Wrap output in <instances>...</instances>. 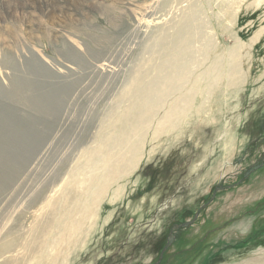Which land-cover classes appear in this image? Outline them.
<instances>
[{
	"label": "rangeland",
	"instance_id": "obj_1",
	"mask_svg": "<svg viewBox=\"0 0 264 264\" xmlns=\"http://www.w3.org/2000/svg\"><path fill=\"white\" fill-rule=\"evenodd\" d=\"M203 1L200 20L222 53L237 33L250 42L261 31L242 59L241 86L222 80L203 126L154 160L147 152L64 263L264 264V1ZM168 2L54 0L60 12L48 14L37 0H0V237L35 220L99 144L127 90L152 78L143 76L165 58L163 37L187 4Z\"/></svg>",
	"mask_w": 264,
	"mask_h": 264
},
{
	"label": "bare ground",
	"instance_id": "obj_2",
	"mask_svg": "<svg viewBox=\"0 0 264 264\" xmlns=\"http://www.w3.org/2000/svg\"><path fill=\"white\" fill-rule=\"evenodd\" d=\"M23 1L25 3L27 0ZM37 1L47 6L48 14L60 12L59 7L52 8L54 0ZM171 1L168 4L173 7L180 5V10L183 3L187 4L182 9V16L172 20L170 32L163 37L165 43L160 54L165 58L156 64L153 71L148 70L143 79L151 73L154 75L142 82L138 90H127L126 104L114 115V122L106 128L108 131H103L105 133L99 144L85 152L83 162L72 170L73 176L65 179L57 189H52L50 197L44 198L43 206L36 211L39 213L33 216L35 220L30 224L27 221L25 226L24 223L18 227L12 225V228L5 230L0 237V264H67V261L64 263V255L69 251L68 247L75 246L85 230L92 232L107 196L112 201L122 195L125 186L122 181L134 174L146 153L150 160L162 146L182 138L191 126H203L206 117L201 116L207 112L214 88L222 80L226 79L228 89L242 83V59L249 56L247 49L259 40L261 31L250 42L242 41L237 33L234 43L222 53L216 39L205 33V23L200 20L203 9L199 2L179 0L175 4L176 0ZM263 1L254 0L253 3ZM13 6V12L19 13L23 4L13 2ZM224 10L221 12L224 13ZM13 12L7 10L5 14L9 17L13 16ZM3 17L0 16V19ZM209 57L211 62H208ZM225 59L228 60L226 68L223 65ZM197 99L200 100L197 102Z\"/></svg>",
	"mask_w": 264,
	"mask_h": 264
},
{
	"label": "water",
	"instance_id": "obj_3",
	"mask_svg": "<svg viewBox=\"0 0 264 264\" xmlns=\"http://www.w3.org/2000/svg\"><path fill=\"white\" fill-rule=\"evenodd\" d=\"M177 226L179 227L180 225H177ZM161 259H162V256L160 257V260H161ZM160 260H159V261H160ZM159 261H158V262H156V264H158V263H159Z\"/></svg>",
	"mask_w": 264,
	"mask_h": 264
}]
</instances>
